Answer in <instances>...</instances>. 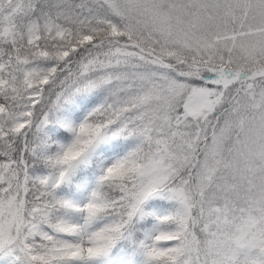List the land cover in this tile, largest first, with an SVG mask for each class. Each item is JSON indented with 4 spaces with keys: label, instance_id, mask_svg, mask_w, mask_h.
Here are the masks:
<instances>
[{
    "label": "snow or ice",
    "instance_id": "snow-or-ice-1",
    "mask_svg": "<svg viewBox=\"0 0 264 264\" xmlns=\"http://www.w3.org/2000/svg\"><path fill=\"white\" fill-rule=\"evenodd\" d=\"M102 86L109 97L80 122L59 115ZM129 136L139 142L101 168L86 203L58 194ZM156 196L173 207L146 213ZM145 215L155 224L136 238ZM125 238L133 253L118 258ZM138 255L264 264V0H0V258Z\"/></svg>",
    "mask_w": 264,
    "mask_h": 264
},
{
    "label": "rangeland",
    "instance_id": "rangeland-1",
    "mask_svg": "<svg viewBox=\"0 0 264 264\" xmlns=\"http://www.w3.org/2000/svg\"><path fill=\"white\" fill-rule=\"evenodd\" d=\"M109 86H102L90 91H85L80 93L79 95L83 96H74L70 101H68L64 108L61 110L63 114L66 115V119L73 122H80L84 116L94 107L103 103L109 97ZM108 92V93H107ZM85 95H88V98H85ZM55 127V126H54ZM70 133L66 130L61 129V138L68 139L70 138ZM133 136L129 137H119L117 139L112 140L110 143L101 145L94 156L97 158L96 162L88 165V169L84 172V168H81L70 181L62 184L58 190V194L69 198L76 202L77 204L83 205L87 202L88 197L95 187L96 178L100 173V170L103 166L110 164L114 158L117 156H122L125 154L130 147V140ZM135 139V140H136ZM139 141H137L138 143ZM112 152L107 153V149H112ZM104 153V154H103ZM103 154V155H102ZM46 172V171H45ZM166 197L156 196L149 200L148 209L145 210L146 213H163L166 212V209L159 204V200H162ZM164 202H166V199ZM168 200V199H167ZM170 201V200H168ZM171 203H173L171 201ZM61 215H65L67 219H69L73 223L81 222L80 215L75 211H61ZM150 220V224L148 227L139 229L140 225H138L141 220L148 217ZM143 219H137L132 228V234L136 238H142L143 234L152 228L155 224V216L153 215H145ZM129 249V251H127ZM133 253L132 240L125 238L117 242L115 248L113 249V254L119 257L130 256ZM137 264H142L143 257H136ZM0 264H4V258H0ZM94 264H109V261L106 258H99L94 262Z\"/></svg>",
    "mask_w": 264,
    "mask_h": 264
},
{
    "label": "trees",
    "instance_id": "trees-1",
    "mask_svg": "<svg viewBox=\"0 0 264 264\" xmlns=\"http://www.w3.org/2000/svg\"><path fill=\"white\" fill-rule=\"evenodd\" d=\"M108 93V92H107ZM80 94V93H79ZM79 94H77V96H80V97H83V96H81V95H79ZM109 94V93H108ZM85 98L87 99L88 98V95L86 96L85 95ZM59 115L62 117V118H65V115L62 113V112H60L59 113ZM51 126H54V125H50V127ZM136 138H132L131 140H130V145H131V148L132 147H134L136 144H137V141H138V139H136ZM173 207V203H168L167 204V211L169 210V209H171Z\"/></svg>",
    "mask_w": 264,
    "mask_h": 264
}]
</instances>
